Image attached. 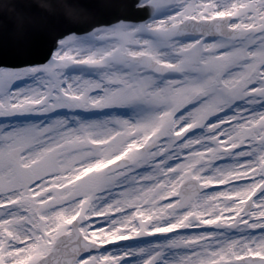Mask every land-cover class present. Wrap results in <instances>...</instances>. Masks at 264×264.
Returning a JSON list of instances; mask_svg holds the SVG:
<instances>
[{
    "label": "snow or ice",
    "instance_id": "1",
    "mask_svg": "<svg viewBox=\"0 0 264 264\" xmlns=\"http://www.w3.org/2000/svg\"><path fill=\"white\" fill-rule=\"evenodd\" d=\"M125 8L0 67V264H264V0Z\"/></svg>",
    "mask_w": 264,
    "mask_h": 264
},
{
    "label": "water",
    "instance_id": "2",
    "mask_svg": "<svg viewBox=\"0 0 264 264\" xmlns=\"http://www.w3.org/2000/svg\"><path fill=\"white\" fill-rule=\"evenodd\" d=\"M14 2L16 3V0ZM17 4L20 5V7L15 10V17L19 20L21 17L25 18L28 24L31 20L34 21V15H24L25 12L23 10L25 7L22 6L21 2ZM127 11L128 9L118 8L103 21H114L115 17L125 14ZM21 13L23 15H21ZM7 16L3 10H0V29L6 26L8 24L7 22L10 21V18ZM30 28L31 27L28 29L21 28L16 31L15 36H0V65L21 66L29 63L46 61V57H48L51 50L52 41L58 34L51 36L49 34L36 33L35 30L30 31ZM87 28L88 24L75 28L74 30L83 31ZM1 46H3V48Z\"/></svg>",
    "mask_w": 264,
    "mask_h": 264
},
{
    "label": "bare ground",
    "instance_id": "3",
    "mask_svg": "<svg viewBox=\"0 0 264 264\" xmlns=\"http://www.w3.org/2000/svg\"><path fill=\"white\" fill-rule=\"evenodd\" d=\"M48 27H49V28H52V25L48 24Z\"/></svg>",
    "mask_w": 264,
    "mask_h": 264
}]
</instances>
